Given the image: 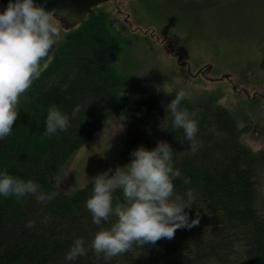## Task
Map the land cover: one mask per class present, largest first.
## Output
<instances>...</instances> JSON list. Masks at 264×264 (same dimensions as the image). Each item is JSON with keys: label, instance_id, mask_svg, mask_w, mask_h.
I'll return each mask as SVG.
<instances>
[{"label": "trees", "instance_id": "16d2710c", "mask_svg": "<svg viewBox=\"0 0 264 264\" xmlns=\"http://www.w3.org/2000/svg\"><path fill=\"white\" fill-rule=\"evenodd\" d=\"M54 19L61 26L59 49L48 68L20 94L12 132L0 140V170L32 179L42 191L56 195L46 204L31 195L19 200L0 196V264H264V218L255 185L264 153L242 144V130L231 111L214 97H184L181 107L198 123V150L193 154L189 143L181 142L182 129L159 127L166 116L165 105L177 91L142 94L133 78L120 71L123 42L101 6L69 31ZM260 67L264 70V57ZM77 104L81 111L72 117ZM50 105L69 114L70 126L46 135ZM121 112L128 117L129 148L141 144L153 148L158 140L172 145L174 167L182 173L174 180L175 192L186 198L191 190L193 207L186 211L190 218L199 214L200 223L191 229L179 228L173 238H161L154 245L133 243L110 262L90 247L85 255L67 262L65 253L76 238L83 237L90 245L95 233L109 227L115 217L94 224L85 206L92 185L64 195L52 179L102 132L109 113ZM184 177L190 183H184ZM123 199L122 191L116 189L113 204ZM30 220L32 226H28Z\"/></svg>", "mask_w": 264, "mask_h": 264}, {"label": "rangeland", "instance_id": "374dc122", "mask_svg": "<svg viewBox=\"0 0 264 264\" xmlns=\"http://www.w3.org/2000/svg\"><path fill=\"white\" fill-rule=\"evenodd\" d=\"M101 8L123 42L119 69L140 93L214 97L235 116L242 144L264 153V0H111ZM133 149L126 127L111 143L99 133L52 182L71 195L91 185V177L127 163ZM255 182L264 218V163Z\"/></svg>", "mask_w": 264, "mask_h": 264}, {"label": "clouds", "instance_id": "9594fccd", "mask_svg": "<svg viewBox=\"0 0 264 264\" xmlns=\"http://www.w3.org/2000/svg\"><path fill=\"white\" fill-rule=\"evenodd\" d=\"M61 26L53 18L52 11L46 7V0H8L0 10V140L12 132L19 115V97L33 80L37 78L50 60L54 44L60 43ZM48 58L45 60V58ZM67 87V85H65ZM165 91V90H164ZM124 95V89L120 96ZM184 92L177 91L165 105L166 116L159 127L163 130H183L181 142L189 143L188 149L194 154L198 150L196 134L198 123L186 108L181 107ZM81 111L79 104L72 109L71 116ZM169 117L171 127L169 124ZM127 115L109 113L104 121L101 139L111 140L126 127ZM70 116L59 106L50 105L45 119L44 133L56 134L67 130ZM111 147V146H110ZM176 154L166 140H158L155 147L143 144L130 152V160L108 168L91 177V196L85 206L91 213L92 222L102 225L115 217L109 227H101L94 235L90 245L83 237L76 238L65 253V260L72 262L87 253L90 247L97 255L103 254L105 261L137 246L156 244L161 238L171 239L179 228H188L200 223L197 214L190 218L186 209L193 207L192 192L186 198L175 192L174 180L182 173L174 167ZM184 183L190 179L184 177ZM120 189L123 201L113 204V192ZM34 196L38 202L47 203L55 193H45L32 179L13 176L0 170V196H14L17 200ZM32 226L34 221H28Z\"/></svg>", "mask_w": 264, "mask_h": 264}, {"label": "water", "instance_id": "95a60500", "mask_svg": "<svg viewBox=\"0 0 264 264\" xmlns=\"http://www.w3.org/2000/svg\"><path fill=\"white\" fill-rule=\"evenodd\" d=\"M109 1L111 0H46V7L48 10L52 11L53 18L58 19L63 28L69 31L83 23L90 15L94 14L95 8ZM43 2H45V0H37V3ZM7 3L8 0H0V10H3ZM58 49V44L52 46L50 51L51 58L47 61L46 66L39 75L48 68L55 58ZM47 59L46 57L45 60Z\"/></svg>", "mask_w": 264, "mask_h": 264}, {"label": "flooded vegetation", "instance_id": "af4514ba", "mask_svg": "<svg viewBox=\"0 0 264 264\" xmlns=\"http://www.w3.org/2000/svg\"><path fill=\"white\" fill-rule=\"evenodd\" d=\"M102 6V5H101Z\"/></svg>", "mask_w": 264, "mask_h": 264}]
</instances>
